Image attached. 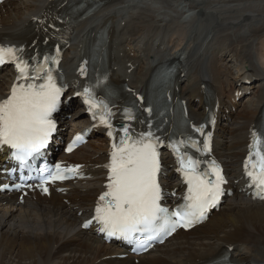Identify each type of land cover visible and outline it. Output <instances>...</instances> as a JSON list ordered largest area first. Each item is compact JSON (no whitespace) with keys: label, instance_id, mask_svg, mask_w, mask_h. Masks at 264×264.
<instances>
[{"label":"bare ground","instance_id":"1","mask_svg":"<svg viewBox=\"0 0 264 264\" xmlns=\"http://www.w3.org/2000/svg\"><path fill=\"white\" fill-rule=\"evenodd\" d=\"M48 1L23 0L1 7L15 8L0 17V34L16 37ZM104 1L106 6L93 21L80 24L75 32H89L94 22L112 24L116 75L132 86L140 87L152 66L166 59L180 61L182 94L190 102L200 98L203 85L213 84L221 99L239 92L247 77L258 79L247 107L239 111L245 104L241 105L228 126H219L215 138L216 156L230 182L237 180L249 129L264 102V69L255 58V42L264 40V0ZM223 54L232 56L237 72L219 65L216 60ZM72 62L69 49L62 63L68 79H72ZM10 75H0V101ZM190 112L199 114L193 106ZM73 117L79 119L81 114ZM69 124L70 130L85 126L79 120ZM106 150L105 141L97 138L66 157L71 164H81L91 178L60 185L66 188L64 193L29 187L24 195H0V264H197L226 245L238 252L236 261L264 264V204L237 193L205 224L188 233L177 232L164 245L137 258H120L122 252L116 247L80 230L102 190ZM163 181L176 186L168 175Z\"/></svg>","mask_w":264,"mask_h":264},{"label":"snow or ice","instance_id":"2","mask_svg":"<svg viewBox=\"0 0 264 264\" xmlns=\"http://www.w3.org/2000/svg\"><path fill=\"white\" fill-rule=\"evenodd\" d=\"M23 49L13 46H0V65L14 62L18 72L17 83L11 89V95L0 101V148L11 150V157L23 169L30 167L29 161L41 153L56 128L52 114L57 111L63 89L57 85L51 64H58L57 56H44L42 62L30 65L28 60L18 53ZM30 59L35 60V57ZM84 74V69H81ZM85 103L89 105L93 119L108 129V136H113L111 123L112 111L103 102L97 103L89 88L83 91ZM99 109V113L94 111ZM126 118L134 119L126 110ZM204 135V128L194 129ZM122 135L119 143H113L111 162L108 169L106 191L100 196L95 207V215L85 222L88 228L95 221L100 225L99 231L107 238H118L136 246L137 251H146L151 242L172 235L178 228H191L207 218V212L215 207L223 194L222 185L225 179L215 161L208 163L201 170L200 159H194L182 146H190L198 152L209 151L211 134L205 136L203 147L191 137L169 145L176 154L179 168L184 178L187 190L183 196L184 203L173 210L163 207L162 188L159 180L161 172L160 153L157 151L163 141L152 131L133 134L128 125L120 129ZM249 156L245 163L246 175L250 187H254L256 195L264 199V148L261 147V137L253 134ZM83 140L77 135L68 147L70 152L77 142ZM79 166H55V170L47 166L40 168V187L56 180L69 178L67 174L75 175ZM24 185L16 184L19 189ZM7 184L3 188L7 189Z\"/></svg>","mask_w":264,"mask_h":264},{"label":"rangeland","instance_id":"3","mask_svg":"<svg viewBox=\"0 0 264 264\" xmlns=\"http://www.w3.org/2000/svg\"><path fill=\"white\" fill-rule=\"evenodd\" d=\"M22 1L23 0H14L12 3L16 6L17 4H19V3H22ZM15 7L13 6L12 8H7V9H3V10H1V12H0V17L5 13V12H7V13H9L10 11H13L12 9H14ZM2 13V14H1ZM262 43H264V40L262 41H257V42H255V48H256V51H255V58H256V63H257V65L259 66V68H261V69H264V53L262 52L263 50H264V45L262 44ZM260 49V50H259ZM230 54H223V56H221L220 57V55L218 56V58H217V62L219 61V65L220 64H222V65H224V66H227V67H229V68H231L232 70H233V72L235 71V69H236V72H237V63L236 62H234V59L232 58V56L230 55ZM244 66V65H243ZM235 75H236V73H235ZM230 77H231V79H233L234 77H233V75L232 74H230L229 75ZM253 95V94H252ZM252 95L250 96V99H248V101L246 100H244L243 101V103H242V105L243 104H245L244 106H242V108L239 110V111H241L242 109H243V107L245 108V107H247V105L249 104V102H250V100H251V97H252ZM238 111V112H239Z\"/></svg>","mask_w":264,"mask_h":264}]
</instances>
